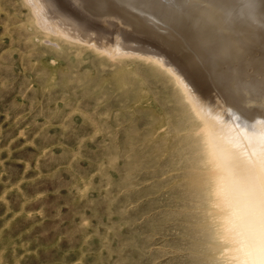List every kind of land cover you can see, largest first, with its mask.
<instances>
[{"label": "rangeland", "instance_id": "374dc122", "mask_svg": "<svg viewBox=\"0 0 264 264\" xmlns=\"http://www.w3.org/2000/svg\"><path fill=\"white\" fill-rule=\"evenodd\" d=\"M37 2L52 26L76 9L61 27L89 43L46 35L23 0H0V264H213L183 176L193 160L177 89L149 61L115 56L129 42L161 47L198 100L220 106L207 72L143 21ZM95 37L103 54L87 46Z\"/></svg>", "mask_w": 264, "mask_h": 264}, {"label": "bare ground", "instance_id": "6f19581e", "mask_svg": "<svg viewBox=\"0 0 264 264\" xmlns=\"http://www.w3.org/2000/svg\"><path fill=\"white\" fill-rule=\"evenodd\" d=\"M75 1L86 8L87 13L97 11V16L101 13L102 16L129 22L130 25L143 21L146 26L140 27L159 32L162 36L158 38L170 36L178 41L183 39L186 46L183 57L188 56L190 61L199 62L207 72L209 82L221 99L220 106L216 102L198 100L179 69L168 61L171 59H166L161 51L158 52L159 47L155 49L152 46L158 41V35L154 36L156 32L152 35L157 40L153 43L151 39L149 41L152 47L146 43L148 51H141L139 48L144 46L140 47V44L136 49L135 46L127 48L130 43L127 41L125 48H119L120 44L117 46L116 58L133 55L149 61L163 71L177 89V100L183 108L181 113L187 124L184 131L189 132L187 146L190 147L193 160L188 167L190 170L184 172L183 176L188 179L185 183L188 195L200 211V230L204 234L208 261L213 264H235L237 260L247 259L253 264H264V0ZM53 4L51 1H42V9H53ZM26 5L33 8L31 20L39 31L68 43L79 40L85 42L84 45L89 43L80 39L85 34L77 40L79 31L68 28L73 30L70 36L67 28L61 27L67 25L65 21L68 18H75L77 22V17H72L78 12L76 9L65 10L60 26H52L37 16L38 9L33 7L40 5L37 0H27ZM98 6L102 9H97ZM100 29L99 33H102ZM169 29L176 31L179 37ZM74 31L75 35L72 34ZM96 40L92 42L94 46H87L103 54L106 52L105 46L99 43V39ZM138 42L135 43L138 45ZM205 84L209 87V84ZM220 99H217L218 103ZM224 227L235 232L239 249L222 243L220 236L221 228Z\"/></svg>", "mask_w": 264, "mask_h": 264}, {"label": "clouds", "instance_id": "9594fccd", "mask_svg": "<svg viewBox=\"0 0 264 264\" xmlns=\"http://www.w3.org/2000/svg\"><path fill=\"white\" fill-rule=\"evenodd\" d=\"M25 4H27V0H25ZM220 239L222 243H224L225 245H232L236 249H239L238 237L232 229L228 227L221 228ZM235 264H253V262L247 259H244V260H237Z\"/></svg>", "mask_w": 264, "mask_h": 264}]
</instances>
